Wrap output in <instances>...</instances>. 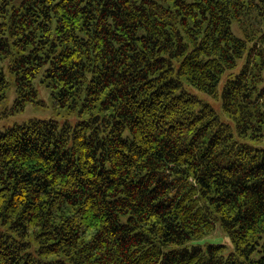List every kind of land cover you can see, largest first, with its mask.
<instances>
[{
    "label": "trees",
    "instance_id": "obj_1",
    "mask_svg": "<svg viewBox=\"0 0 264 264\" xmlns=\"http://www.w3.org/2000/svg\"><path fill=\"white\" fill-rule=\"evenodd\" d=\"M40 73L81 119L0 130V264H264V0H0V101Z\"/></svg>",
    "mask_w": 264,
    "mask_h": 264
},
{
    "label": "rangeland",
    "instance_id": "obj_2",
    "mask_svg": "<svg viewBox=\"0 0 264 264\" xmlns=\"http://www.w3.org/2000/svg\"><path fill=\"white\" fill-rule=\"evenodd\" d=\"M243 60L244 58L239 60L238 66L234 69V71H237L240 68ZM5 70L6 73H8L7 67H5ZM41 74L42 73L38 74V76L34 79V86L38 92V96L36 98L37 102L27 101L24 107L16 105L18 92L14 85H11L8 88L6 97L0 101V130H4L15 124L27 122L31 119H55L61 126L65 122L75 125L81 119L77 113L65 115L58 114L55 111L53 107L52 90L45 82H43ZM219 88L221 90L222 83ZM190 91L211 103L216 111L221 115L224 122L234 125V121L222 112L220 98L194 88H191ZM5 229V226L0 224V231H4ZM209 244L223 245V253L225 256H228L234 250V245L229 234L223 229L219 221L213 231L209 232L200 239L190 241L187 246L190 248L193 245H201L205 248Z\"/></svg>",
    "mask_w": 264,
    "mask_h": 264
}]
</instances>
